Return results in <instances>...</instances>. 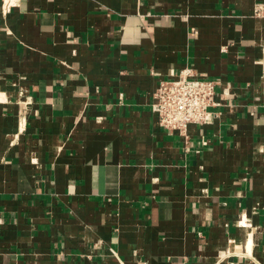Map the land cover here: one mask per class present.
I'll use <instances>...</instances> for the list:
<instances>
[{
	"label": "crops",
	"instance_id": "0c3cea01",
	"mask_svg": "<svg viewBox=\"0 0 264 264\" xmlns=\"http://www.w3.org/2000/svg\"><path fill=\"white\" fill-rule=\"evenodd\" d=\"M258 1L0 0V264H264ZM184 66L187 147L150 106Z\"/></svg>",
	"mask_w": 264,
	"mask_h": 264
},
{
	"label": "built area",
	"instance_id": "2783aa9c",
	"mask_svg": "<svg viewBox=\"0 0 264 264\" xmlns=\"http://www.w3.org/2000/svg\"><path fill=\"white\" fill-rule=\"evenodd\" d=\"M1 1L4 8L14 4V0ZM253 12L264 16V1L255 2ZM194 32L196 30H192ZM217 83L190 66L171 71L168 78L160 79L152 92L150 105L159 126L167 132H177L186 147L189 146V127L210 123L216 116L212 108L218 104L215 100ZM26 98L27 102L31 100V96Z\"/></svg>",
	"mask_w": 264,
	"mask_h": 264
}]
</instances>
